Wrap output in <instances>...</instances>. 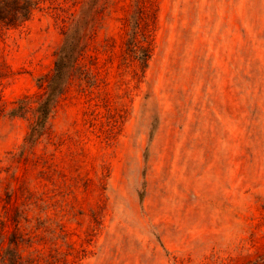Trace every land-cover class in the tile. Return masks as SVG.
Returning a JSON list of instances; mask_svg holds the SVG:
<instances>
[{
    "label": "rangeland",
    "instance_id": "rangeland-1",
    "mask_svg": "<svg viewBox=\"0 0 264 264\" xmlns=\"http://www.w3.org/2000/svg\"><path fill=\"white\" fill-rule=\"evenodd\" d=\"M21 1L0 0V264H264V0Z\"/></svg>",
    "mask_w": 264,
    "mask_h": 264
},
{
    "label": "trees",
    "instance_id": "trees-1",
    "mask_svg": "<svg viewBox=\"0 0 264 264\" xmlns=\"http://www.w3.org/2000/svg\"><path fill=\"white\" fill-rule=\"evenodd\" d=\"M35 4V0H22L19 8L20 10L16 9V16L20 17L22 21L26 20L31 14L32 6ZM142 37L143 39H145L144 35ZM70 49V45L68 50L67 46H64L61 49L60 58L55 62L54 73L47 79L45 91L39 98L38 104L34 109L35 119L32 126L30 127V133L27 137V140L29 142H32L39 136V134H41L47 118L56 104L58 96L63 91V85L65 84L63 68L67 66L65 62L69 56ZM128 49L132 54L136 56V58L140 59L143 63H145L149 57L148 46L139 44L138 42H134L133 40L129 41ZM22 102L23 101L20 102L19 107L23 108L24 106L22 105ZM13 244L17 246V244L19 243L14 241ZM6 251L8 253V256H10V259L6 258L8 264H21V255L18 252L16 253V250L10 248Z\"/></svg>",
    "mask_w": 264,
    "mask_h": 264
}]
</instances>
